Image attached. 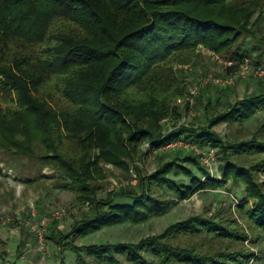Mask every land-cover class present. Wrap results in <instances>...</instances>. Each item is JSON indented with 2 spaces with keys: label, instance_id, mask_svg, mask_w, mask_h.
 <instances>
[{
  "label": "trees",
  "instance_id": "trees-1",
  "mask_svg": "<svg viewBox=\"0 0 264 264\" xmlns=\"http://www.w3.org/2000/svg\"><path fill=\"white\" fill-rule=\"evenodd\" d=\"M263 12L264 0H0V153L50 166L76 200L88 204L69 231L51 228L45 236L67 246L75 264H91L81 251L98 264H248L261 258L264 140L255 134L224 139L214 127L264 109V84L234 101L196 98L203 114L197 126L178 122L173 101L190 85L177 67L192 64L198 47L230 60L229 74L244 61L264 68ZM178 140L216 149L218 173L190 149L172 148L183 153L166 159L163 147ZM150 154L156 166L143 174L136 159ZM104 164L133 169L134 185L98 197ZM170 173L184 174L188 183ZM228 181L242 187L235 210L247 231L235 221L197 214L137 242H72L105 226L166 213L175 201L159 199L153 186L185 199ZM200 234L203 241L208 235L237 247L202 250L172 242ZM245 240L258 249L246 247Z\"/></svg>",
  "mask_w": 264,
  "mask_h": 264
},
{
  "label": "rangeland",
  "instance_id": "rangeland-1",
  "mask_svg": "<svg viewBox=\"0 0 264 264\" xmlns=\"http://www.w3.org/2000/svg\"><path fill=\"white\" fill-rule=\"evenodd\" d=\"M256 15V14H255ZM260 32L264 35V12L260 26ZM198 57L192 64L177 67L178 75L190 82L187 92L194 84L198 85L192 100L190 93L177 97L173 104L181 113L179 123L189 126H197L203 120L201 104L207 96L218 97L221 102L234 101L244 94L250 93L257 86L264 84V73L262 75L249 74L248 76H235L230 84L221 87L213 84L216 79H226L231 74L226 73L228 66L221 58L215 60L207 49L197 48ZM224 60V61H223ZM238 70V69H237ZM188 94V95H187ZM168 127L172 128V121ZM214 129L222 138H230L234 135L250 137L255 134L260 140H264V109L240 123H219ZM216 149H214V153ZM165 158L171 159L182 150L174 151L172 148L164 150ZM194 152H192L193 154ZM195 154V153H194ZM196 155V154H195ZM0 217L12 220L2 223L0 221V264H57L63 261L65 264H75V254L66 246L56 245L45 236L49 230L66 233L73 226L76 219L80 217L83 209L88 204H80L76 200V193L63 185V179L50 166L43 165L36 160L26 158H12L0 153ZM247 162L245 158L242 162ZM135 164L143 174L150 173L156 166L154 154L136 159ZM219 159L214 154L210 165L211 173H218L217 166ZM189 167L196 175L201 176L200 171L190 165ZM106 178L99 182L101 188L98 190V197H104L107 191H111L121 185H134L130 180L133 178L134 170L127 172L111 166L102 165ZM216 175V174H215ZM31 177V180H22L24 177ZM169 176L177 182L188 183V178L182 173H170ZM260 181H264V172L258 174ZM152 192L159 199L174 200L169 210L161 215L150 217L140 223H119L102 227L87 233L86 235L73 238L72 242L78 246H85L92 243L106 242H137L140 238L160 233L168 224L184 219L191 215L201 214L204 217L214 216L216 219H229L241 225L247 231L246 223L242 222L235 210V203L243 196L241 185L227 183L212 189L200 190L185 199H177L171 190L166 187H152ZM115 201L129 202L123 198H116ZM43 229L42 238L39 239L37 231ZM204 234L186 237V239H174L173 243L196 244L200 249L223 250L235 249L237 244L225 239H218L207 235L203 241ZM243 244L250 249H258L245 240ZM83 256L91 264L95 263L91 257ZM122 259V258H121ZM122 261L125 264H129ZM248 264H264V252L261 258L252 260Z\"/></svg>",
  "mask_w": 264,
  "mask_h": 264
},
{
  "label": "built area",
  "instance_id": "built-area-1",
  "mask_svg": "<svg viewBox=\"0 0 264 264\" xmlns=\"http://www.w3.org/2000/svg\"><path fill=\"white\" fill-rule=\"evenodd\" d=\"M207 51L212 54V56L214 57L215 60L222 61L221 58L218 55L214 54L212 51H209V50H207ZM224 62L228 66H230L231 63H232L230 60H225ZM263 73H264V68L254 67L251 64H249L247 61H244L243 63H241L239 65L238 70L235 73L231 74L230 77H228L226 79H216V80H214L213 84L221 86V87H225L226 85L231 83L232 78L235 77V76H243V77H245V76H248L249 74L262 75ZM196 84H194L192 86V88L189 89L188 92H187V93H190V96H189V99L191 98L190 100H192L191 94L195 95L196 92H197L198 85H196ZM167 121H168L167 118H164L162 120V122H167ZM175 147L176 148L192 150L198 156L200 163L203 166L207 167L210 172H212L211 169H210V165H211V163H212V161L214 159V150L212 148H210V147L199 148V147H197L194 144H191V143H188V142H184L182 140H178V141H175V142H170V143L166 144L163 148L168 149V148H175ZM132 176H133V178L130 181L134 182L136 180L135 173H132ZM12 219H13V217H10V218H7V217L6 218H2V217H0V221L2 223L6 222V221H9V220H12ZM42 230L43 229H39L37 231V236L39 237V239L42 238V234H43Z\"/></svg>",
  "mask_w": 264,
  "mask_h": 264
}]
</instances>
